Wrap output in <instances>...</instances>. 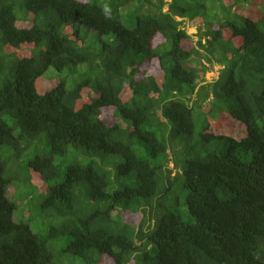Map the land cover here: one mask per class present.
I'll use <instances>...</instances> for the list:
<instances>
[{
	"label": "trees",
	"instance_id": "16d2710c",
	"mask_svg": "<svg viewBox=\"0 0 264 264\" xmlns=\"http://www.w3.org/2000/svg\"><path fill=\"white\" fill-rule=\"evenodd\" d=\"M257 1L0 0V264L62 238L84 264H264ZM21 184L61 221L45 238L14 220Z\"/></svg>",
	"mask_w": 264,
	"mask_h": 264
},
{
	"label": "rangeland",
	"instance_id": "374dc122",
	"mask_svg": "<svg viewBox=\"0 0 264 264\" xmlns=\"http://www.w3.org/2000/svg\"><path fill=\"white\" fill-rule=\"evenodd\" d=\"M253 1V0H252ZM165 2L170 3L171 0H165ZM258 6L262 7L264 0H258L257 1ZM164 10L167 11L168 10V5H165ZM203 28V24L201 21H197V23H189L188 26H186V31L188 32V34L190 36H192L191 38L193 39V42H197L198 40V33H199V29ZM1 37V36H0ZM91 37L89 36L86 39L87 44L92 43ZM92 45L95 46L94 43H92ZM187 48H190L192 46V41H188L185 45ZM11 61H14V59H10ZM219 66L216 65V68L212 69V70H208V72L205 75V80L206 82H212L215 78H217L218 76V71H219ZM55 76H57V78L59 77L58 73L53 70L50 69L48 70L44 76L41 79H49V80H54ZM2 79V78H1ZM48 81V80H47ZM78 81V78H70L69 79V85L75 83ZM3 82V81H2ZM2 82L0 81V88L2 86ZM196 112H198L197 110H195V119H199V121L197 120V126L198 129L200 128V123L202 121V117H198V114H196ZM213 120V118H212ZM196 129V130H198ZM17 133V131H16ZM46 139L45 136H41V138L39 139V149L43 152H45L46 148ZM36 145V144H35ZM34 148H32V152L31 155L26 154L24 155V157L22 158L24 161L27 160L29 157L30 159H32L35 153V146ZM66 163L65 166H67L69 163H73V162H77L80 163L82 165L87 164L88 160L86 157L79 155V154H75L73 151H69V153L66 156ZM58 162L60 160H57ZM18 185H16V187H18ZM16 188L10 187L8 190V196L17 203V210L14 214V220L18 223H25L28 224L32 231L36 234H38L39 236L45 238L47 237V234L49 232V228L51 227V225L53 224H58L59 222H61L60 220H54L51 218H43L42 217V213L41 211L37 208L40 207V203H42L43 198L40 196L44 194V192H46V189H38L36 191H32L33 189H29L27 186H24L23 184H21L20 188L17 189V193L15 194V190ZM37 189V188H36ZM29 192V194H27ZM15 194V196H14ZM29 196V197H28ZM34 200L35 203L37 205V207L34 205ZM167 211H174L173 208H170V210ZM180 212H183V209L181 208L179 210ZM69 242V239L67 238H62V239H58V240H49L48 241V247L49 249L53 252L54 254V264H84L81 260H77V258L72 257L71 255L67 254L64 249L66 248L67 244Z\"/></svg>",
	"mask_w": 264,
	"mask_h": 264
},
{
	"label": "clouds",
	"instance_id": "9594fccd",
	"mask_svg": "<svg viewBox=\"0 0 264 264\" xmlns=\"http://www.w3.org/2000/svg\"><path fill=\"white\" fill-rule=\"evenodd\" d=\"M88 38V37H87ZM86 38V39H87ZM28 45H30V46H33L32 44H29L28 43ZM20 52L18 53V54H16V58H19V55L22 53L23 54V50L22 49H18ZM51 82H59V80L57 79V78H55L53 81H51Z\"/></svg>",
	"mask_w": 264,
	"mask_h": 264
}]
</instances>
